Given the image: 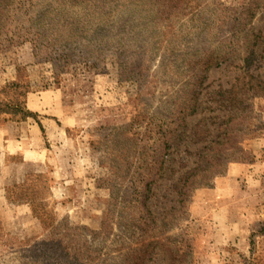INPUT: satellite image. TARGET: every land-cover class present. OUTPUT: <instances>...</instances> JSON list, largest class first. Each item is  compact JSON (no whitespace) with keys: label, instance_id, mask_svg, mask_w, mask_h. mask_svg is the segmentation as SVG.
I'll list each match as a JSON object with an SVG mask.
<instances>
[{"label":"rangeland","instance_id":"1","mask_svg":"<svg viewBox=\"0 0 264 264\" xmlns=\"http://www.w3.org/2000/svg\"><path fill=\"white\" fill-rule=\"evenodd\" d=\"M0 107L54 159L0 187V264H264V0H0Z\"/></svg>","mask_w":264,"mask_h":264},{"label":"crops","instance_id":"2","mask_svg":"<svg viewBox=\"0 0 264 264\" xmlns=\"http://www.w3.org/2000/svg\"><path fill=\"white\" fill-rule=\"evenodd\" d=\"M33 123L0 124V187L2 188L7 186L8 177L22 176L25 165H54V159L48 156L40 127L35 121ZM12 158H20L21 161L12 165L9 161ZM2 200L6 198L2 196Z\"/></svg>","mask_w":264,"mask_h":264},{"label":"trees","instance_id":"3","mask_svg":"<svg viewBox=\"0 0 264 264\" xmlns=\"http://www.w3.org/2000/svg\"><path fill=\"white\" fill-rule=\"evenodd\" d=\"M232 90V89H231ZM228 94H231V91L229 90L227 92ZM3 111V108L0 107V112ZM21 112L22 113V119H27V118H32L35 119L36 118V114L26 110L25 107H20V106H16L15 110L12 112L13 114H17ZM194 111H190V113H192ZM174 115V114H173ZM41 131L43 132V129L41 128V125L38 123ZM175 133L172 131H164L163 132V137L167 142L171 143V142H175L177 139L174 135ZM215 144H218L217 142H213ZM242 152V151H241ZM222 154V153H221ZM221 155L218 154V156L216 155V157H220ZM164 161V158L162 159V163ZM143 228H145V225L142 226ZM143 232V231H142ZM4 233L2 232L1 228H0V246L4 245L3 240L4 238ZM75 236L74 235H70L68 234H60L59 236H57L56 234H53L51 236H48L46 238V240L43 242V244L46 247H49V251L52 255L56 254L58 252V262L59 263H68V264H86V261L89 259V256L87 257V250H82L81 247H74L73 246V240H74ZM144 242V238H142L141 242H140V248L138 249V254H140L139 256V260L137 257V260L139 262V264H144L147 261H150V253L151 249H149V244H145ZM158 246V245H157ZM159 247V246H158ZM55 249V250H53ZM57 251V252H56ZM134 252V251H131ZM45 258H49V256L47 255V252L44 255ZM51 258V257H50ZM33 262H30V264H32ZM56 264V263H55Z\"/></svg>","mask_w":264,"mask_h":264}]
</instances>
